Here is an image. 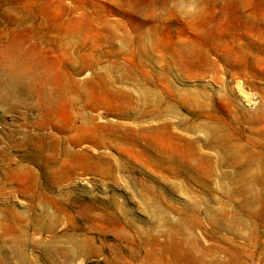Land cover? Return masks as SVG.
<instances>
[{"label":"rangeland","instance_id":"1","mask_svg":"<svg viewBox=\"0 0 264 264\" xmlns=\"http://www.w3.org/2000/svg\"><path fill=\"white\" fill-rule=\"evenodd\" d=\"M12 41L56 81L0 101V264H264V0H0Z\"/></svg>","mask_w":264,"mask_h":264},{"label":"bare ground","instance_id":"2","mask_svg":"<svg viewBox=\"0 0 264 264\" xmlns=\"http://www.w3.org/2000/svg\"><path fill=\"white\" fill-rule=\"evenodd\" d=\"M0 68H3L5 75L13 76L16 81L15 88L0 96V101H4L10 96L24 98H29L32 94L36 96L39 80L53 79L56 81L53 69L41 50L35 46H20L15 41H12L9 46L0 44ZM64 92L66 91L64 90ZM56 102L54 101L53 105ZM80 127L83 129L84 126ZM45 137L44 134L39 136L40 140ZM61 151L64 154L67 153L65 147H62Z\"/></svg>","mask_w":264,"mask_h":264},{"label":"clouds","instance_id":"3","mask_svg":"<svg viewBox=\"0 0 264 264\" xmlns=\"http://www.w3.org/2000/svg\"><path fill=\"white\" fill-rule=\"evenodd\" d=\"M15 78L10 75H5L3 68H0V96L6 92H10L15 88Z\"/></svg>","mask_w":264,"mask_h":264}]
</instances>
